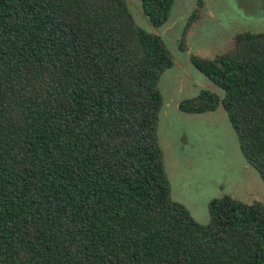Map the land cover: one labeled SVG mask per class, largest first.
Returning a JSON list of instances; mask_svg holds the SVG:
<instances>
[{"label":"trees","instance_id":"trees-1","mask_svg":"<svg viewBox=\"0 0 264 264\" xmlns=\"http://www.w3.org/2000/svg\"><path fill=\"white\" fill-rule=\"evenodd\" d=\"M140 1L156 28L175 3ZM190 60L223 96L180 111L222 105L264 182V32ZM174 65L127 0H0V264H264L262 203L212 199L202 224L172 198L158 125Z\"/></svg>","mask_w":264,"mask_h":264},{"label":"rangeland","instance_id":"rangeland-1","mask_svg":"<svg viewBox=\"0 0 264 264\" xmlns=\"http://www.w3.org/2000/svg\"><path fill=\"white\" fill-rule=\"evenodd\" d=\"M135 22L161 36L175 65L160 79L163 95L158 136L174 201L182 203L202 224L210 221L209 203L229 195L235 200L264 205V182L244 159L223 106L203 115L183 113L182 101L202 90L223 96L191 62V56L211 59L229 51L243 32H264V0H175L167 23L156 28L140 0H127ZM194 22L180 41L189 19Z\"/></svg>","mask_w":264,"mask_h":264}]
</instances>
